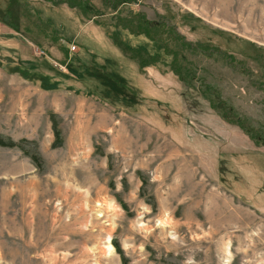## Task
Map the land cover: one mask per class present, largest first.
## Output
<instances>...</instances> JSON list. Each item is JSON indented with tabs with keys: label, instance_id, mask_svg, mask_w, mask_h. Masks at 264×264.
I'll list each match as a JSON object with an SVG mask.
<instances>
[{
	"label": "rangeland",
	"instance_id": "rangeland-1",
	"mask_svg": "<svg viewBox=\"0 0 264 264\" xmlns=\"http://www.w3.org/2000/svg\"><path fill=\"white\" fill-rule=\"evenodd\" d=\"M71 3L0 0L1 92L7 61L43 57L108 103L79 122L76 103L60 101L55 144L51 113L22 112L7 90L36 84H6L0 140L14 145L0 144V264H264V146L206 100L264 144V0ZM141 20L174 34H130ZM115 35L156 62L140 71Z\"/></svg>",
	"mask_w": 264,
	"mask_h": 264
},
{
	"label": "crops",
	"instance_id": "crops-1",
	"mask_svg": "<svg viewBox=\"0 0 264 264\" xmlns=\"http://www.w3.org/2000/svg\"><path fill=\"white\" fill-rule=\"evenodd\" d=\"M10 36V35H8ZM11 40H8L10 43H8L9 45L13 46L12 51L14 52V54H18V49L16 48V46L18 45V41H15L14 43H12L11 41L14 39L10 38ZM7 41V42H8ZM21 43V42H20ZM19 43V44H20ZM19 47V45H18ZM8 48V47H7ZM10 48V47H9ZM7 50V49H5ZM7 52V51H6ZM21 54V53H20ZM38 59H34L32 61H18L15 63V67L12 70H8V68L10 69L11 66H13V63H11L10 61H7V66H4L3 71L2 72V76H3V92H1L0 90V101L3 100V95L6 96V94L4 92H6L7 89V83L9 84H22L24 82L26 83H33L36 84L34 90H32L31 92L28 91H23L20 86H16V88H18L20 91L22 92H18L17 90L11 91V87L13 88V86H11L10 88H8L7 90L9 91V95L18 93V97L19 96H23L17 99V106L20 105V109L22 112H26V107L27 105L30 104L29 107H31V111L27 110L26 113L29 112H35V110H37V114L39 112V108L41 109V114H47L48 112H50V115L46 114L44 116H46V122L48 125H50L51 127V131H52V136L53 139L55 141V137H54V128L58 133L59 136V132L57 130V126L54 122V118H52V116H54L56 114V112L58 113L59 110V102L63 101V105L66 106H70L73 103H76V106L74 104V109L77 108L78 110V116H81V119L79 122H85L86 118L82 119V116L87 114V111L89 109H93L94 105L102 107V104H108L106 101L100 100L97 95V90H95L94 88L90 87V86H84V81L83 79L79 76L80 73L78 72H73L71 70H67V72H65L64 74H55L53 73V67H51L45 58L41 57H35ZM7 59H11L9 57H7ZM33 63V64H37L38 66L35 69H31L26 70L23 69V65L24 63ZM36 62V63H35ZM77 63V61H76ZM10 64V65H9ZM76 65H80V61H78V63ZM141 75V74H140ZM142 76H145V74H143ZM147 76V75H146ZM93 79L97 80L96 78L93 77ZM74 81V83L76 82V84L79 85L78 88H74L73 86L70 85L69 81ZM94 81V80H93ZM98 81V80H97ZM22 82V83H20ZM95 82V81H94ZM147 84H149L150 82L147 81ZM97 85V83H95ZM95 85V86H96ZM93 89V91H92ZM97 93V94H96ZM60 96H62V98H60ZM73 96V99H72ZM77 97V99H76ZM45 104V105H44ZM19 107V106H18ZM89 107V109H88ZM99 108L96 107V110H99ZM35 109V110H34ZM52 115V116H51ZM221 123V122H220ZM223 124V123H221ZM225 126V125H223ZM172 132V131H170ZM170 134V133H169ZM60 137V136H59ZM187 137V136H185ZM170 139L173 140L174 143L176 144H181L180 141L177 139V135H174L173 133L171 134V137H169ZM187 139V138H185ZM192 139V138H191ZM202 140H204V138H202ZM53 141V142H54ZM171 155V154H170ZM169 160L170 159H175L174 157H168ZM177 164V162H176ZM170 167L171 164L169 163ZM178 174V172H177Z\"/></svg>",
	"mask_w": 264,
	"mask_h": 264
},
{
	"label": "trees",
	"instance_id": "trees-1",
	"mask_svg": "<svg viewBox=\"0 0 264 264\" xmlns=\"http://www.w3.org/2000/svg\"><path fill=\"white\" fill-rule=\"evenodd\" d=\"M73 1L75 3H73V4L71 3L70 4L71 6H77V5L79 6V0H73ZM146 24L147 23H145L143 20H141L136 26H137V28H140L143 31H139L135 27H134L135 30H131V29L128 28V31L132 35L135 34V33H137V35H144L145 37H147L149 39L151 38L150 35H149L150 33L151 34H154L156 36H160V35L166 34L167 37H169L171 35V33H173V29L172 28L170 29L167 25H162L161 28L160 27H156V25H155L154 27H148L147 29H145ZM115 36H116L115 37L116 39L114 38L112 40L113 45L120 51V53H122V55L125 58H127V59H129V61H132L133 63H135L140 71L143 70V68H145V67H147L149 65H152L153 63L156 62V59H157L156 57L148 56L147 53L143 49H131L130 47H128L122 41L121 42L118 41L117 40V37H118L117 35H115ZM161 45L162 44H160L159 46H161ZM181 46L183 48H185V49H190V51H193L194 50L193 47H191L190 45H188L186 43L181 44ZM182 47H181V51L183 49ZM203 48H205V46H203ZM202 50L203 51H205V50L208 51L206 48H205V50L204 49H202ZM163 51H165L166 54L170 55L166 51V49L164 47H163ZM175 56L176 55L173 53V57H175ZM175 61H176V59H174V61L172 62V64H175L176 63ZM170 67L172 68V70L174 71V73L175 72L177 73L178 70H176L175 67H172V66H170ZM176 75H177V77H178V79L180 81L182 80V81L194 82L192 80L193 78L189 79V80H191V81H189V80H186V79H188L187 76H184V75L181 76L178 73ZM119 83H120V81H119ZM114 88H116L117 90H124V91L126 90V88L124 86L117 87L115 85ZM198 92H199V94L202 97L203 96L206 97V95H205L206 93L204 91H200L199 90ZM212 97H209V96H208V98L206 97V100H207V102H208L209 107H210L211 110H213L216 114H218V116L224 122H226L228 124L236 125L244 134H246L249 137V139L254 143V145H263L264 146V144L261 143V141L259 139H257L254 135H252V133L248 130V127L244 124L243 121H241L240 119L237 120L235 118L236 116H233L232 113H231V111H227V109L222 104L218 105V103L216 102V100L214 98H212ZM54 137H55V144H56L59 141V136H58V133L55 130V128H54ZM0 144H5L6 147H7V145H11V144L14 145L12 142H10V144L3 143L2 140H0ZM31 157H32L33 161L36 162L37 165L40 164V160L38 159V157H36L35 155H32Z\"/></svg>",
	"mask_w": 264,
	"mask_h": 264
},
{
	"label": "built area",
	"instance_id": "built-area-1",
	"mask_svg": "<svg viewBox=\"0 0 264 264\" xmlns=\"http://www.w3.org/2000/svg\"><path fill=\"white\" fill-rule=\"evenodd\" d=\"M75 48H74V46L73 47H71V50H74Z\"/></svg>",
	"mask_w": 264,
	"mask_h": 264
}]
</instances>
